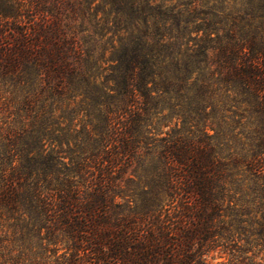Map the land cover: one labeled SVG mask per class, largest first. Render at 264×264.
<instances>
[{
	"label": "trees",
	"instance_id": "obj_1",
	"mask_svg": "<svg viewBox=\"0 0 264 264\" xmlns=\"http://www.w3.org/2000/svg\"><path fill=\"white\" fill-rule=\"evenodd\" d=\"M253 248L264 0H0V264Z\"/></svg>",
	"mask_w": 264,
	"mask_h": 264
},
{
	"label": "rangeland",
	"instance_id": "obj_2",
	"mask_svg": "<svg viewBox=\"0 0 264 264\" xmlns=\"http://www.w3.org/2000/svg\"><path fill=\"white\" fill-rule=\"evenodd\" d=\"M252 253L255 254V257L251 256ZM214 259L211 260V264H263L264 263V253L261 252H257V249L253 248L252 252H249L247 254H241V256H237L236 254V258L233 257L231 258L230 254H222L221 257H219V254L214 253L213 254ZM244 256H248L247 259H243Z\"/></svg>",
	"mask_w": 264,
	"mask_h": 264
}]
</instances>
